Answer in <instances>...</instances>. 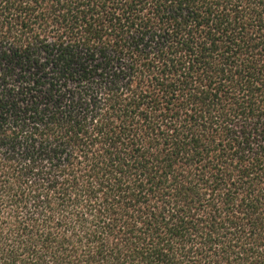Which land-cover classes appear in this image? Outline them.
<instances>
[{"label": "trees", "instance_id": "obj_1", "mask_svg": "<svg viewBox=\"0 0 264 264\" xmlns=\"http://www.w3.org/2000/svg\"><path fill=\"white\" fill-rule=\"evenodd\" d=\"M0 264H264V0H0Z\"/></svg>", "mask_w": 264, "mask_h": 264}]
</instances>
